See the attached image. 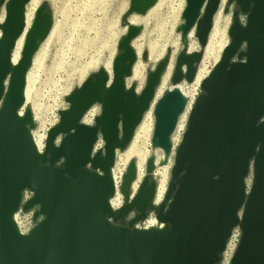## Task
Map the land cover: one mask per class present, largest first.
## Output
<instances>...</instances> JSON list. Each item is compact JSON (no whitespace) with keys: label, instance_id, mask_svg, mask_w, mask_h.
Here are the masks:
<instances>
[{"label":"water","instance_id":"water-1","mask_svg":"<svg viewBox=\"0 0 264 264\" xmlns=\"http://www.w3.org/2000/svg\"><path fill=\"white\" fill-rule=\"evenodd\" d=\"M30 1L0 0V264H220L235 227L241 238L230 264H264V0L227 1L235 5L230 41L200 85L157 205L154 172L169 161L188 103L179 86L194 81L221 0H185L176 28L182 49L170 86L156 101L169 51L140 91L127 81L138 60L132 43L142 32L129 18L146 15L158 0H129L111 75L100 68L65 96L68 106L58 111L42 151L25 90L34 56L53 27L48 3L37 8L20 58L12 61ZM192 31L200 50L190 53ZM141 59H149L148 51ZM152 103L145 176L133 192L137 168L130 160L119 186L123 204L113 209L116 155L130 145ZM94 105L100 114L87 125L83 118ZM99 138L103 148L94 152ZM156 150L163 153L157 164ZM25 190L33 198L22 205ZM34 207V220L41 219L22 235L14 216ZM151 215L157 225L144 228Z\"/></svg>","mask_w":264,"mask_h":264},{"label":"rangeland","instance_id":"rangeland-1","mask_svg":"<svg viewBox=\"0 0 264 264\" xmlns=\"http://www.w3.org/2000/svg\"><path fill=\"white\" fill-rule=\"evenodd\" d=\"M43 2L48 3L52 11L53 27L50 31L51 36L46 38L34 56L30 69L32 72L26 105L31 106L37 124L32 134L40 139L44 147L47 131L58 122V111L66 109L68 106L64 100L65 96L98 69L104 68L107 71V64L110 65L109 70L111 71V63L117 52L118 40L126 33L127 28L121 18L128 8L129 0H32L27 6L31 15V24L37 8ZM157 3V6L148 11L146 15H132L129 18L132 25L142 27L140 36L132 43L138 60L133 66L131 78L127 81L128 85L136 83L138 91L144 87L147 72L153 70L157 62L163 59L169 51L170 62L157 91L159 88H168L176 57L182 49L180 35L176 33V28L182 24L181 14L185 7V0H158ZM224 9H228V11L225 12ZM234 9L235 5H228L227 2L220 6L215 15L217 23L214 27L216 30H211L210 39L213 36L214 39L221 38L222 44L229 43L228 29ZM3 14L4 8L2 7L0 21ZM240 19L242 22L245 20L242 15H240ZM209 38L194 81L190 84L185 82L181 84L184 88L193 90V98H188L190 105L200 93L203 78L207 77L216 62L214 56H208ZM199 50L198 41L192 34L189 38L188 51L191 53ZM143 51L149 53L147 61L141 59ZM136 71L138 72L135 74ZM199 73L201 79L198 78ZM91 108L96 110L95 117H97L100 114V106L94 105ZM145 115L149 116L145 123H150L151 132L139 133L140 130L137 127L130 145L125 151L118 152L116 155L114 165L116 192L111 201L114 209L120 208L123 204L119 186L130 160L135 159L137 168L133 192L137 190L145 176L146 161L152 154L151 138L154 127V115L149 114V111ZM180 133H184V129ZM133 145L140 149L142 147L141 150L144 149L142 158L137 154L129 153ZM176 149L171 154L168 163L165 166L157 167L154 172L157 181L156 205L161 203L167 191ZM154 153L157 164L162 159L163 153L159 150ZM151 219L155 218L147 219L142 226L147 225Z\"/></svg>","mask_w":264,"mask_h":264},{"label":"bare ground","instance_id":"bare-ground-1","mask_svg":"<svg viewBox=\"0 0 264 264\" xmlns=\"http://www.w3.org/2000/svg\"><path fill=\"white\" fill-rule=\"evenodd\" d=\"M228 0H221V3H220V6L225 4ZM32 2V0H31ZM158 2V1H157ZM158 3H156L150 10L148 11H151L153 10L156 6H157ZM28 6V5H27ZM219 6V8H220ZM219 10V9H218ZM220 14V13H219ZM3 17H4V14H3ZM25 17H26V28L24 30V33L22 34V36L18 39L17 43H16V47L13 51V54H12V61H13V64H16L17 61L19 60L20 58V55H21V51H22V47H23V43H24V38H25V35H26V32L29 30L30 26H31V15H30V12L28 11L27 7H26V14H25ZM3 20V18H2ZM1 20V21H2ZM215 17H214V22H213V27L212 29H215ZM218 29V28H217ZM216 30V29H215ZM194 31V30H193ZM191 32L190 33V36L189 38L191 37V35L194 33V32ZM211 33V32H210ZM214 33V32H213ZM217 34V32H215ZM51 36V33L49 34L48 38ZM215 36V35H214ZM209 37H210V34H209ZM216 37V36H215ZM219 38V37H218ZM217 39V38H215ZM213 38V36L211 37V39L209 38V44H208V49H209V55L208 56H214L215 57V60L216 62L218 61V59L220 58V55L222 53V50L224 49V47L227 45L225 44H222V39H217L215 40ZM192 50V49H191ZM164 53V52H163ZM215 62V63H216ZM112 65V63H111ZM142 65V64H141ZM110 68V65L108 66L107 64V72L111 75V71L109 70ZM31 69V68H30ZM32 72V71H31ZM31 72L29 70L28 74H27V83H26V90H25V97L27 98V90H28V86H29V82H30V75H31ZM138 71L135 72V74L137 73ZM204 72V71H203ZM200 73L198 74V78L200 77ZM201 79V77H200ZM204 79V78H203ZM179 89L181 90V92L183 93V95L188 99V98H193V90L189 89V88H184L183 85H180L179 86ZM165 89L163 88H159V90L156 92V95H155V99L154 101H156L163 93ZM193 105V104H192ZM192 105L188 104L187 103V106L185 108V111L184 113L180 116L179 120H178V124L176 126V129H175V132L173 133L172 135V144H173V149H172V153L173 151L178 147V145L180 144V141L182 139V136H183V133H180L183 131H185V127H186V123H187V118H188V114L190 112V109L192 107ZM149 111V114H152L153 115V105L150 107V109L148 110ZM96 110L93 108L89 109L88 112L86 113V115L84 116V123L87 124V125H91V123H93V120L95 118V115H96ZM149 119V116H146L144 115L143 117V120L142 122L139 124V133H150L151 132V129H150V123H145L146 121H148ZM184 120V121H183ZM152 126V125H151ZM154 126V125H153ZM154 129V127H153ZM33 135V134H32ZM139 135V134H138ZM33 139H34V142L36 144V147L38 148L39 151H42L43 150V146L40 142V139L35 137L33 135ZM44 139V138H43ZM134 144V143H133ZM142 149V147H141ZM140 148L136 147L135 145H133L131 148H130V151L129 153H134L135 155L137 154L139 157H143V150H141ZM162 152V151H161ZM141 162V161H140ZM143 162V161H142ZM112 175H113V179L115 181V178H114V168L112 170ZM121 175V174H120ZM161 182V181H160ZM166 182V181H165ZM165 184V183H164ZM137 186V185H136ZM164 191V190H163ZM158 194V193H157ZM119 198V197H118ZM159 201V200H158ZM157 225V222L155 219H151L149 220V222L147 223V225L143 226V227H152V226H156Z\"/></svg>","mask_w":264,"mask_h":264},{"label":"built area","instance_id":"built-area-1","mask_svg":"<svg viewBox=\"0 0 264 264\" xmlns=\"http://www.w3.org/2000/svg\"><path fill=\"white\" fill-rule=\"evenodd\" d=\"M93 122H94V120H93ZM91 125H92V123H91ZM102 148H103V142L99 138L94 145V152L101 150ZM43 149H44V147H43ZM32 198H33V193L31 191L25 190L22 194V205L29 202ZM112 199L110 200V205H111ZM111 207H112V205H111ZM37 210H38V207H34L33 209H31L27 212H24L20 208L19 211L15 214L14 220H15L17 229H18L20 234L27 235L31 231V229L34 227L36 222L41 219V217H38L36 221L34 220V214ZM151 217H153V216L151 215L149 218H151ZM145 222L143 223V225L145 224ZM144 228H149V227H144ZM240 238H241V231L238 227H235L232 230L231 235L227 241L225 250L222 253V260H221L220 264H230V261L234 255L237 247H238Z\"/></svg>","mask_w":264,"mask_h":264}]
</instances>
